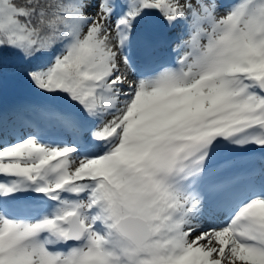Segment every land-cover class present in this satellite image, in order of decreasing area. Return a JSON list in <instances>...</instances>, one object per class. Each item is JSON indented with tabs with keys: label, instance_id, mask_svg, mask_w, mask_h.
<instances>
[{
	"label": "snow or ice",
	"instance_id": "snow-or-ice-1",
	"mask_svg": "<svg viewBox=\"0 0 264 264\" xmlns=\"http://www.w3.org/2000/svg\"><path fill=\"white\" fill-rule=\"evenodd\" d=\"M9 56L0 264H264V0H0Z\"/></svg>",
	"mask_w": 264,
	"mask_h": 264
},
{
	"label": "trees",
	"instance_id": "trees-1",
	"mask_svg": "<svg viewBox=\"0 0 264 264\" xmlns=\"http://www.w3.org/2000/svg\"><path fill=\"white\" fill-rule=\"evenodd\" d=\"M16 64L17 62L15 59L9 56L4 63L3 71L0 72V86L5 83L16 84V88L9 98L2 99L0 96V107L24 103L34 99L31 95L30 89L23 82L21 76L16 71Z\"/></svg>",
	"mask_w": 264,
	"mask_h": 264
},
{
	"label": "rangeland",
	"instance_id": "rangeland-1",
	"mask_svg": "<svg viewBox=\"0 0 264 264\" xmlns=\"http://www.w3.org/2000/svg\"><path fill=\"white\" fill-rule=\"evenodd\" d=\"M143 30L150 39L160 43H163L167 35H169V33H167V30L163 27V22L158 18L149 17L148 19H146L143 24ZM161 59L163 60L164 58ZM2 86L3 85H1L0 88H2Z\"/></svg>",
	"mask_w": 264,
	"mask_h": 264
},
{
	"label": "water",
	"instance_id": "water-1",
	"mask_svg": "<svg viewBox=\"0 0 264 264\" xmlns=\"http://www.w3.org/2000/svg\"><path fill=\"white\" fill-rule=\"evenodd\" d=\"M16 88V84L14 83H5L4 86L0 90V96L2 99H7L11 96Z\"/></svg>",
	"mask_w": 264,
	"mask_h": 264
}]
</instances>
